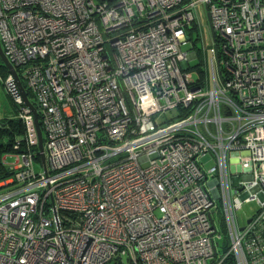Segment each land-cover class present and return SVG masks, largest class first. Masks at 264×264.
<instances>
[{
    "label": "built area",
    "instance_id": "1",
    "mask_svg": "<svg viewBox=\"0 0 264 264\" xmlns=\"http://www.w3.org/2000/svg\"><path fill=\"white\" fill-rule=\"evenodd\" d=\"M199 4L214 46L195 79ZM0 41L47 161L10 74L26 130L0 264H264V0H0Z\"/></svg>",
    "mask_w": 264,
    "mask_h": 264
},
{
    "label": "rangeland",
    "instance_id": "2",
    "mask_svg": "<svg viewBox=\"0 0 264 264\" xmlns=\"http://www.w3.org/2000/svg\"><path fill=\"white\" fill-rule=\"evenodd\" d=\"M197 9L199 12L198 21L200 24V31L198 34L189 36L188 43L182 46V52L187 54H197V58L192 59L189 63L191 73H193L195 79H197V72H196L197 69H195L194 67H198L201 70L205 69V64L203 60L204 56L207 59V61H210L211 49L214 46L213 33L210 26L207 8L205 5L199 4ZM3 66H4L3 61L0 58V67ZM5 76H6V71L0 72V119L3 117H13L16 114L14 99L9 94L8 87L5 83V79H6ZM210 79H211L210 88H213L212 76L210 77ZM218 79L221 84V80L219 76ZM208 160H211L210 156L206 158V162H208L206 169H209L211 166L214 165V162L212 160L211 161ZM5 163L6 165L15 164L16 158L9 155L5 160ZM256 197L258 199V195ZM258 208H259V204L257 200L247 201L243 205L242 209L239 210L237 214L241 228L247 226L248 221H250L254 216V214L257 213ZM158 215L160 216V214ZM214 217H215V222L219 228V234L222 236L223 239L221 243L222 244L225 243V245H227L229 234L226 225L223 222V213L221 211H219V213H214Z\"/></svg>",
    "mask_w": 264,
    "mask_h": 264
},
{
    "label": "trees",
    "instance_id": "3",
    "mask_svg": "<svg viewBox=\"0 0 264 264\" xmlns=\"http://www.w3.org/2000/svg\"><path fill=\"white\" fill-rule=\"evenodd\" d=\"M2 71L3 72L6 71L5 77L7 79L10 75L9 70L6 69L5 66H3L0 67V72ZM33 103L36 104L35 102ZM14 105H15V113H16L15 116H13L12 118L3 117L0 119V183L14 176L13 172L10 169V165H6L5 163L7 156L21 153L25 149L26 127L23 121L18 117L20 106L17 105L15 101H14ZM18 143L21 144V147H18V149H16ZM35 167L38 172L42 170L40 156L36 158ZM256 215L257 213L254 214V216ZM258 233L260 235H264V229L261 227L258 230Z\"/></svg>",
    "mask_w": 264,
    "mask_h": 264
},
{
    "label": "water",
    "instance_id": "4",
    "mask_svg": "<svg viewBox=\"0 0 264 264\" xmlns=\"http://www.w3.org/2000/svg\"><path fill=\"white\" fill-rule=\"evenodd\" d=\"M211 26V23H210ZM213 31V30H212ZM0 58L3 61L4 66L9 70L10 74L14 77L15 79V83L18 85L19 89H20V93L21 96L24 99L25 105L27 107H29L32 111L33 114L35 116V123H36V128L38 131V136H39V149L41 152V159H42V164L44 165L45 169L47 167V161H46V155L44 152V136H43V131L41 129L40 123H39V116H38V110L33 106V104L28 100L26 91L23 87V84L18 76L17 71L15 70V68L13 67V65L11 64V62L8 60V58L6 57L2 45H1V41H0ZM251 222L248 221V224H250ZM244 229H242L243 231Z\"/></svg>",
    "mask_w": 264,
    "mask_h": 264
},
{
    "label": "flooded vegetation",
    "instance_id": "5",
    "mask_svg": "<svg viewBox=\"0 0 264 264\" xmlns=\"http://www.w3.org/2000/svg\"><path fill=\"white\" fill-rule=\"evenodd\" d=\"M2 45V44H1ZM4 51V50H3Z\"/></svg>",
    "mask_w": 264,
    "mask_h": 264
},
{
    "label": "crops",
    "instance_id": "6",
    "mask_svg": "<svg viewBox=\"0 0 264 264\" xmlns=\"http://www.w3.org/2000/svg\"><path fill=\"white\" fill-rule=\"evenodd\" d=\"M12 118V117H11Z\"/></svg>",
    "mask_w": 264,
    "mask_h": 264
}]
</instances>
